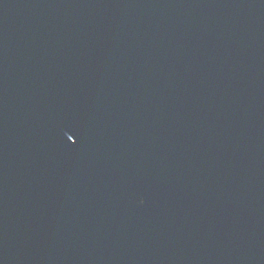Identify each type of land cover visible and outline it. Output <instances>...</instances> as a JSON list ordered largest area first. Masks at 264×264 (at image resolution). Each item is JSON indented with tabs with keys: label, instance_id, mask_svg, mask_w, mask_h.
I'll list each match as a JSON object with an SVG mask.
<instances>
[{
	"label": "water",
	"instance_id": "95a60500",
	"mask_svg": "<svg viewBox=\"0 0 264 264\" xmlns=\"http://www.w3.org/2000/svg\"><path fill=\"white\" fill-rule=\"evenodd\" d=\"M0 264H264V0H0Z\"/></svg>",
	"mask_w": 264,
	"mask_h": 264
},
{
	"label": "snow or ice",
	"instance_id": "6c2138e0",
	"mask_svg": "<svg viewBox=\"0 0 264 264\" xmlns=\"http://www.w3.org/2000/svg\"><path fill=\"white\" fill-rule=\"evenodd\" d=\"M68 139H70V138L68 137Z\"/></svg>",
	"mask_w": 264,
	"mask_h": 264
}]
</instances>
